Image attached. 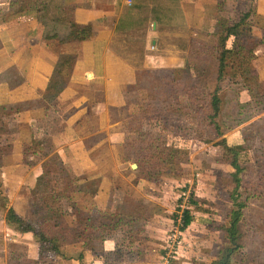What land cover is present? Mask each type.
Listing matches in <instances>:
<instances>
[{"label": "rangeland", "instance_id": "1", "mask_svg": "<svg viewBox=\"0 0 264 264\" xmlns=\"http://www.w3.org/2000/svg\"><path fill=\"white\" fill-rule=\"evenodd\" d=\"M148 1L154 7H158V14L161 15L158 21H161V24L174 29L181 28V31H169L171 40L166 47L160 43L164 38L163 35L155 37L159 42L155 48L153 45L145 44L141 37L129 40L126 37L124 53L131 55L128 56L130 60L140 67L142 55L143 58L147 55L146 62L148 57L152 58L147 66H154L153 60L158 58H161L158 61L163 62L161 65L167 67L183 66L187 47V29L193 27L205 32L210 31V22L207 19L214 13V9H217L215 7L217 0ZM251 1L219 0L218 3L222 5V13L227 14L229 18H234L238 13L246 11ZM214 3L215 5L211 7ZM254 3L257 17L263 20L264 0H254ZM8 6L9 0H0V44L2 46L0 73L11 66H16L17 70L20 69L21 78L18 82L9 81L11 86L0 85V106L7 109L11 108L10 106L14 108L27 100L37 99L47 88L59 64V70L62 73L67 72L73 82L89 85L82 91L85 98L84 107L76 103L78 112H71L69 107H66L70 102L64 98L66 96L69 98L70 91L65 88L60 94L62 103L57 101L52 103V108L40 118L29 113L5 115L2 124L6 128L7 135L2 139L0 137V140L2 144L11 142L16 152L7 159V163L0 167V200L7 202L4 209L9 207L12 201L20 211L27 206L25 197L20 195L17 197V194L22 182L28 183L25 189L33 186L32 181L39 176L42 161L36 160L40 154L33 156V153L27 151V154L23 155V152L27 149L26 145L34 140H42L45 147L44 158L56 154L72 176L80 177L81 173H84L87 178H91L87 181H94L95 184L96 178L101 179L100 187L111 191L110 194L102 192L98 195L101 202L105 200V195L108 193V197L114 198L115 201H123L125 198L123 196H129L153 209L151 227H148L146 232L148 240L145 243L149 250L145 259L141 261L135 256L133 260L123 261V256L112 255V248L121 246V240H118L115 243H107L108 254L105 258L110 264H163L161 255L164 249L162 248L165 247L168 234L173 228L174 223L171 217L174 218L176 205L180 206L178 198L181 192L199 201V206L206 211L196 214L193 225L184 232L182 241L179 240L176 247L179 251L177 259H173L172 264H264V139L261 137L264 136V45L254 50L256 58L250 67L253 71L256 70L253 77L258 84L256 95H250V97L246 93L239 94L238 85H229L223 90L224 112L228 127L221 135L217 134L213 127L201 125L200 118L206 114L208 101H197L198 103L196 102L195 106V103L192 104L190 109L177 106L168 111L169 119L152 121L149 126L147 121L142 122L143 132L165 135L167 139L165 147L181 148L187 153L186 156L181 155L178 159L180 169L165 168L159 185H155L146 181L144 177L146 171L141 166L137 169L131 168L132 164H136L134 158L128 160L124 158L126 150L120 144L124 137L122 122L126 116L122 110L123 107L116 108L117 110L111 108L109 100L107 102L105 95L102 96L104 89L101 87V81L82 79L78 67L71 70L70 66L59 62L58 56L61 52H57L58 45L55 42L43 44L47 49L43 57L36 55L37 51L34 53L28 51V56H25V52L22 53L23 48L31 45L29 39L26 43V28L25 26L11 28L14 27L11 25L14 21L7 16ZM158 14L154 8V16ZM259 22L264 23V21ZM141 31L142 28H139L138 32ZM39 56L40 58L36 61L35 58ZM34 61L38 64L37 68ZM208 63L213 64V61ZM142 70H148V68H140L137 71ZM213 72V68L210 67L206 73L207 78H210ZM103 97L104 100L101 101ZM133 97L135 98L136 95L133 94ZM122 98L124 103V94ZM245 101L249 103L245 105L243 103ZM35 117L38 121L33 125L30 122L36 119ZM64 120L66 123L62 124ZM252 123L257 124L259 132L247 146L241 158L249 161L247 166L251 168L246 180L242 183L248 190L243 194V188H239L237 193L232 195L234 184L227 174L231 169L221 159L224 147L220 145V142L224 141L229 146L243 144L244 129L252 132L254 130L250 125ZM93 135L97 137L93 142V145H96L91 152L85 149L84 140ZM27 164L29 165L26 166ZM28 173L31 174L27 175ZM110 183L111 186H108ZM254 190L258 192L255 193ZM239 191L243 195H240ZM232 196L233 198L244 196L247 201L246 206L241 210L239 223L231 232L229 230L230 212L237 209ZM77 206L87 211L92 206V202L89 199H82ZM4 209L0 208V242L5 239L7 244L5 250L12 247L11 252H14V257L11 258L9 255L6 264H31L24 259L16 261V257L20 254L27 256L28 252L33 253L35 241L31 235L16 233L5 225ZM71 221V218L68 219L66 224L71 226ZM71 233L72 230L69 234L66 232L67 236H71ZM115 238L118 239V237ZM170 243L173 247L172 241ZM25 255H23L24 258ZM3 256L4 254L0 258V264H5Z\"/></svg>", "mask_w": 264, "mask_h": 264}, {"label": "trees", "instance_id": "2", "mask_svg": "<svg viewBox=\"0 0 264 264\" xmlns=\"http://www.w3.org/2000/svg\"><path fill=\"white\" fill-rule=\"evenodd\" d=\"M75 2L76 0H9L7 16L13 19L12 26L25 24L28 27L26 35L31 45L26 46L32 47L34 51H37L43 40H58L60 43L85 42L90 39V29L88 25L75 22L74 11L77 7ZM218 2L219 0L216 2L215 14L212 13L213 15L211 14L207 19L210 22V31L189 28L183 66L137 71L135 82L123 89L125 104L122 110L126 116L122 122L124 137L120 144L126 150L124 158L125 160L134 158L136 166H141L146 171L144 177L151 184L159 185L165 168L180 169L178 159L181 155L186 156L187 153L181 148L165 147L167 140L165 135L143 132L142 122L147 121L149 126L152 121L169 119L168 111L177 106L190 109L197 101H208L206 114L200 118L201 125L213 127L217 134L221 135L228 127L224 112L223 90L229 85H238L239 94L255 96L257 93L258 84L253 80L256 70L253 71L250 67L256 58L254 50L264 45V23L259 22L264 19L260 20L257 17L254 0L248 4L246 11L238 13L234 18L222 13V5ZM209 61H213V64L208 63ZM58 66L47 88L37 99L27 100L14 108L10 106L11 108L7 109L0 106L1 139L7 135L6 128L2 124L5 115L29 113L40 118L52 108V103L61 102L60 94L65 88L70 91L69 98L67 96L64 98L70 102L66 107H69L71 112L79 111L76 103L84 107L85 98L82 91L89 84L73 82L68 73H62ZM210 67L214 72L210 78H207L206 73ZM9 69L0 73L1 86H11L9 81L18 82L21 78L16 66H11ZM133 94L136 95L135 98ZM243 103L247 105L249 101ZM34 120L38 121L37 118ZM65 123L66 120L62 124ZM250 125L254 130L250 132L244 129L243 144L229 146L224 141L220 142L224 147L221 159L231 169L227 174L234 184L232 195L237 193L239 188H243V194L248 190L242 183L251 168L247 166L249 161L241 158L259 132L256 123ZM96 137L97 135H93L84 140L87 151H93ZM261 137L264 139V136ZM26 146L23 155L27 154V151L33 153V156L40 154V157L36 158L37 161H42L40 174L28 193L26 211L21 214L10 208L5 219L14 232L33 237L37 244V255L30 259L25 254H20L16 257V261L24 259L31 264H59L69 259L64 253L66 247L76 249L80 245L78 260L83 259L84 252H87L95 261L110 264L105 258L108 254L107 243H115L118 240H121V246L119 245V248L115 246L112 255L123 256V261L133 260L135 256L141 261L145 259L149 250L145 243L148 240L146 232L148 227H151L154 216L152 208L129 196H123L125 197L123 201L109 198L108 193L110 194L111 191L100 187V178L95 179L97 181L95 184L94 181H87L89 177L87 178L85 174L81 173L80 177L72 176L56 154L44 158L45 147L42 140H34ZM15 152L11 142L2 144L0 140V167L7 163V159ZM108 186H111V183ZM102 192L108 193L101 202L98 195ZM254 192L258 191L254 190ZM239 194L243 195L241 191ZM82 199H89L92 202V206L87 211L77 206ZM232 199L237 209L230 212L231 232L239 223L241 210L244 209L247 201L244 196L238 198L232 196ZM182 200H186L181 221V230L185 232L193 225L195 215L205 213L206 210L199 206V201L184 192H181L178 198L179 202ZM179 210L180 206L176 205L175 219L171 217L173 223L177 221ZM70 218L71 226L66 224ZM48 228L50 230L47 231ZM71 230V236H67L66 232L69 234ZM164 253L165 250L162 252L161 260L164 258ZM10 257L14 256L11 254Z\"/></svg>", "mask_w": 264, "mask_h": 264}, {"label": "crops", "instance_id": "3", "mask_svg": "<svg viewBox=\"0 0 264 264\" xmlns=\"http://www.w3.org/2000/svg\"><path fill=\"white\" fill-rule=\"evenodd\" d=\"M75 3L77 4L74 11L75 22L89 26L90 39L80 43H60L58 40H43L37 48L36 55L43 57V54L47 51L45 48L46 45L43 46V44H53L55 42L58 45L57 52H61V55L59 53L58 61L66 64L68 67L70 66L71 70L78 67L81 71L82 79L86 78L88 81L93 79L101 81V87L104 89V94L102 96L105 95L107 102L109 100L112 109L121 108L125 104V101L123 103L122 98V95L124 94L123 89L135 82L136 72L138 69H156L167 67L161 65L163 62L160 60L158 61V59L161 58L153 60L154 66H147L152 59L151 57H148V61L146 62L147 55L144 56V58L142 55L141 67L137 63L132 62L129 58L131 55H126L124 53L126 49L124 39L126 37L128 40L131 38L137 39L141 37L140 39L145 44H150V46L153 45V48H155L156 45H159V42L155 39V37L163 35L164 38L160 41V43L166 47L169 40H171V34H169V31L179 32L181 31V28L174 29L173 27L161 24V21H158L161 16L158 14V7H154L148 0H76ZM215 3L211 7H213ZM190 5H192V3H190ZM154 8L157 10V16H154ZM17 26H25V28H27L25 24ZM17 26L11 28H15ZM139 28H142L140 33L138 32ZM188 35L189 28L187 29V43ZM42 46L43 48H41ZM24 48H26L24 53L25 56H28V51H32L33 53L36 51L29 46H25ZM137 55L139 57L141 56L140 54ZM40 56L35 58L36 61L40 58ZM47 56H49V53H47ZM34 63L37 68L38 64L35 61ZM24 82L25 81H23V83ZM113 96L115 97L113 98ZM103 100L104 97L101 101ZM30 123L34 125L35 120ZM29 174L31 173H28L27 175ZM24 182L21 183V187L19 188L17 194V197L19 195L25 197V204H27V206H24L23 210L20 211L17 209V205L13 201L9 207L4 209L7 202L6 200H0V208L4 209L3 213L5 225H7L5 217L10 208H13L18 213L23 214L26 211L25 209L28 207V193L30 189L33 188L35 181H32L33 186L29 189H25L28 186V183ZM33 244V253L28 252L27 255L30 259L37 255V244L36 242H33ZM6 247V240L3 239V241L0 242V258L4 254L3 259L5 264L9 255H13L14 253L11 252L12 247H8L7 250L9 252L5 250ZM106 249L108 250V248ZM64 253L69 257V259L63 260L61 264H101L99 261H95L87 252H84L83 259L78 260L77 255L80 253V245L76 249L66 247Z\"/></svg>", "mask_w": 264, "mask_h": 264}, {"label": "built area", "instance_id": "4", "mask_svg": "<svg viewBox=\"0 0 264 264\" xmlns=\"http://www.w3.org/2000/svg\"><path fill=\"white\" fill-rule=\"evenodd\" d=\"M185 207H186V200H182L180 202V210L178 212L177 221H176V223L173 224V228L168 234L166 245H165V247H163V249L165 250L164 258L162 260L163 264H172V260L177 259V254L179 253V251L176 247L179 243V240L182 241V237L185 234L181 230V228H182L181 221H182L183 209ZM170 241H172L173 247L171 246ZM168 242H169V245H168Z\"/></svg>", "mask_w": 264, "mask_h": 264}, {"label": "water", "instance_id": "5", "mask_svg": "<svg viewBox=\"0 0 264 264\" xmlns=\"http://www.w3.org/2000/svg\"><path fill=\"white\" fill-rule=\"evenodd\" d=\"M136 167H137L136 164L131 165V168H133V169H135Z\"/></svg>", "mask_w": 264, "mask_h": 264}]
</instances>
